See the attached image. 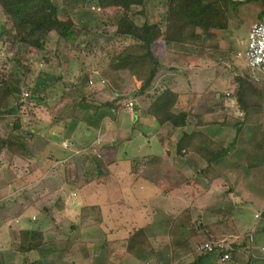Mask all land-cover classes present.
<instances>
[{"label":"rangeland","instance_id":"374dc122","mask_svg":"<svg viewBox=\"0 0 264 264\" xmlns=\"http://www.w3.org/2000/svg\"><path fill=\"white\" fill-rule=\"evenodd\" d=\"M165 2L166 0H146L144 14L136 19V24L138 26L144 23L157 24L163 30L167 11ZM53 3L56 6L55 19L66 21L70 18L74 23L73 32L78 36V39L71 50L63 42L57 46L58 40L55 35H51L49 38L45 54L34 52L27 57L24 55V51L17 50L13 52L11 46L0 43V80L9 70H16L14 63L10 62L12 58L19 60L31 59V73L27 80L31 89L30 91H24L25 107L22 106L20 114L23 125L22 132L28 139L30 154L19 158L3 151L0 155V264L40 262L37 259L38 257L34 255L32 259L28 256V259L25 257L22 260L21 256L23 254L16 250L20 230H45L47 233L44 235V240H49V237H58L57 240L60 242L58 246L63 247L61 250L62 255L69 260V253H74L77 250L73 244L79 242L81 236L82 239L94 237L95 235L97 237L95 226L98 225L97 222L100 221L101 223L103 218H106L107 221L103 230L107 234L115 232L116 236L120 233L118 236H121L123 240H127L140 230L147 236L151 235L152 239L158 237V240L152 241L159 244L160 249L167 253V261H164V263L175 264L174 261H170L173 252L170 241L168 244L166 237L172 222L181 212L176 207L177 197L184 193L187 196L186 200H190L195 195V189L188 184L179 186V184H176L178 180L173 175L171 182L176 185L172 186L170 191L166 193L167 196L147 185L144 193L149 195L148 198L144 195H134L131 198L117 197L119 194H114L112 190L114 187L112 174L109 168L105 166V160H103L107 158L104 149L111 150V142H105V137L101 133L99 134L100 138H97L101 116L106 113L105 118L110 121L116 119L115 135L112 140L118 143L115 145L116 147L121 148V145H124L125 148L118 150L119 156L122 157L124 151L126 156L131 158V172L133 168L139 170L138 172L143 169H150L157 173L154 176L155 178H160L161 173L168 170L167 168L170 165H166V160L159 159L161 150L160 142H157L162 138H157L159 134L155 133L158 131L154 133L157 128L154 120L140 116L136 121L135 113L128 112L125 107L120 110L116 109L115 113L111 111V108L105 106V103L110 100L111 93L109 91L110 86L102 77V73L107 70L111 60L114 57L121 58L130 68L137 69L146 62L149 65L151 64L150 53L147 47H138L139 49L135 50L136 47L128 38L116 37L114 28H99L97 11L90 9L89 5L84 3L83 0H53ZM132 11L137 12L140 9L133 8ZM228 12L227 29L214 31L216 37L212 44L217 46L215 61H212L214 57L212 53L209 57L206 55L208 51L200 52V60L215 62L211 65L210 70L212 72H210L209 85L215 79L212 91L222 95L221 103H236V91H238L236 78L243 81L246 79L249 86L254 90L261 89L264 94V76L247 68L245 47L241 45L242 42L247 40L250 26L264 19V16H262L264 5L256 0H231L228 5ZM79 46H81V49H78ZM139 57L145 58L143 59L144 62L141 60L137 64L134 63L135 58ZM164 59L166 62L162 60L160 62L164 63L166 67L175 66L177 68L176 54L173 53L172 55L171 51H168ZM171 60L173 62H169ZM213 76L215 78H212ZM193 84L195 90L198 84L195 82ZM200 84H203V82H200ZM130 85L132 86L133 83L130 82ZM227 94L231 95V99L225 98H229ZM145 97L148 99L147 96ZM29 99L35 103L30 104ZM139 99L136 98L135 101ZM124 103H126V100L122 101L121 106ZM263 105L264 97L253 106H249V109L245 112V114L248 113L246 119H237L239 121L238 125H242L240 133L235 132L232 136L228 133H221L220 138L230 139L233 143L235 141V145L231 146V155L225 157L228 160L226 162L227 167L228 165L230 167L237 164L240 161V155L243 159L247 156V154L244 156V153H240L242 146L248 144L250 147L249 144L253 140L263 142V135L258 134L261 131L258 121L264 119ZM142 106H144V103H142ZM82 119L87 120L89 124H80ZM247 119L252 126L243 124L248 121ZM13 122L14 118L12 116L0 118L1 140L8 137L12 131ZM71 128H76L77 136L75 137H79L73 139L74 141L69 140ZM188 129L190 128L185 131ZM227 130H229L228 127L226 132ZM86 132H90L89 137L85 136ZM167 132H169V129L163 134L167 135ZM53 133L55 136L59 135L55 142L52 140ZM178 135H175L173 143L176 142ZM130 136L134 144L143 145L150 141L152 145L150 147L141 145L143 149L141 148L139 151L135 149V152H133L132 145L125 144ZM238 145H241V147L238 148ZM167 149L171 151L170 154L175 153L174 146L173 148L168 146ZM247 150L249 153L248 160L252 162L251 149L247 148ZM145 154L155 159L152 161L153 165L150 163L151 159L150 161H141L140 157ZM111 156L109 155V157ZM255 159L258 160V158ZM50 160L60 162H57L53 167L54 162L52 163ZM97 166L100 168L99 171L96 169ZM218 166L219 164L216 165V167ZM175 167H170V169L175 170ZM189 172L188 176L193 175L192 178H194L195 172L190 170ZM169 173L170 175L174 174L173 172ZM198 178V176H195L196 182H198ZM85 179L89 182L82 185L86 183ZM250 180L248 182H254ZM167 182L170 183L169 180ZM199 182L201 183V181ZM253 185H255V182ZM151 192L152 194L155 192V196H151ZM117 200L129 205L130 211H135L136 214L133 213L130 216L127 213L128 210L125 209L126 206L116 208ZM205 200L207 201V199ZM100 202L107 204L108 210L103 216L101 213L99 214L96 207V204ZM200 205L202 204L196 203V207L192 206V208L196 210ZM205 205L206 203L202 207ZM183 207L187 208L185 205ZM154 208L164 210L167 216L159 218L160 212L155 211ZM143 210L145 211L141 215L139 212ZM200 214L204 216V213L200 212ZM248 215L250 216L248 224L252 226L256 221L254 212L248 213ZM148 224L150 228H147ZM118 227V230L114 229ZM206 231L202 232V235ZM66 236L69 237V242H73V244L69 245L68 242L62 245L61 242L65 241ZM46 247L47 249H41V252L45 255L47 254L46 251L51 250L52 246L46 244ZM98 248H100L99 252H104L105 249L103 251V248L106 247L102 248L99 245ZM152 250L151 247V252H153ZM39 256L41 257V255ZM128 256L126 263L140 264V261H136L135 257ZM47 257L50 258V256ZM150 260L148 261L149 264H156ZM51 262L54 263V259L51 258Z\"/></svg>","mask_w":264,"mask_h":264},{"label":"crops","instance_id":"0c3cea01","mask_svg":"<svg viewBox=\"0 0 264 264\" xmlns=\"http://www.w3.org/2000/svg\"><path fill=\"white\" fill-rule=\"evenodd\" d=\"M0 15V26H2L1 23H3L4 18L1 13ZM168 51H171L172 55L174 53L176 56H180L182 58L186 57V59L183 60L177 57V60H179L176 61L177 68H175V66H165V68H168V71L166 72L164 71L166 69H163L159 73L158 79L153 83L148 96L161 94L167 86H172L176 94L172 113H187L189 115L187 119V125L184 128H179L176 130H173L170 125H165L161 128H158L157 126L155 129L154 133L158 131L155 134H162L161 136L158 135L159 137L157 136L158 139L162 138L157 142H160L161 150V154L158 153L160 154L159 159H165L167 162L166 165H170L168 166V170L166 172L161 173L160 178H155L154 176H156L155 174L157 173L150 169H143L141 172H137L136 174L131 172V158L126 156L124 151L122 152V157L119 156L118 150L120 151V149L125 148L124 145H121V148L116 147L115 145L118 143L112 140L115 135L114 127L116 125V119L110 121L108 118L104 117L105 115L107 116V114H103L101 116V123L97 129V138H100L99 134L101 133L102 136L105 137V142H111L110 145H112L110 146L112 147L111 150L107 151L108 148L104 149V151H106L105 153L107 158H104L103 160H105L104 164L107 168H109L110 173L112 174V181L114 185L112 189L113 193H118L119 195L117 197L131 198L134 195H144L146 198H148L149 195L144 193V191L146 190V186L149 185L153 190L161 191L164 193V196H167L166 193L170 191L172 186H175L176 184H179V186H184V183L190 180L193 182L194 187L192 188L195 189V195H193L194 197H191L190 200H186L187 196L184 193V195H179V197H177L178 203L176 205L179 211L182 212L185 209L183 205L186 207L191 206L192 208V206L196 207V203L202 204L197 207L196 210L199 213L202 212L205 214L204 216L206 218L207 225L209 226V234H213L211 236L215 237V239L218 240V243L222 242L227 246L230 244H239L243 241L246 243L247 241L250 249L246 254L240 251L237 254L238 259L237 257L231 258L230 256V260L221 263V256L219 253L199 255L198 253H195L192 248L184 247L176 251V253H172L170 256L172 257L170 258V261H174L175 264H264V211L262 210V205L264 204V166L255 167L253 164L257 163V159L252 158L253 160L251 162V160H248V156H245L247 154V148H249L248 144L242 146L243 148L240 152L241 154L244 153L245 158L243 159L242 155H240V161H238L237 164L230 167L229 165L228 167L226 166V162H228V160L225 157H229V155H231V146L235 145V143L231 142L230 139L226 138L227 140H224V137L220 138V135L221 133H228L232 136L235 132H237V134L238 132L240 133V131H242V126L238 125L239 121L237 119L242 117L246 119L247 117H245V114L237 108L235 103H221L222 95L216 94L212 91L214 88L213 86L215 79H213V83L209 85V79L211 76L210 72H212L210 69L211 65L215 63L212 61H215L214 58H216L217 50L216 48L210 46L200 48L172 43L168 46ZM201 51H208L206 54L208 57L212 53L214 56L212 61H201ZM212 78H215V76ZM194 82L198 84L196 85L195 90L193 89ZM200 82H203V84H200ZM227 96H229V94H227ZM112 98L113 97L109 96V99ZM225 98L231 99V97ZM130 101H132L134 104L132 113H135L134 116L136 121L140 116L144 117L145 119L150 118L145 116L146 109L149 106V100L146 99V97H142L137 101H135V99H131ZM142 103H144V106H142ZM120 106L121 104L117 103L114 106V109L111 108V111L116 113V111L120 110L121 107L123 108V106ZM83 121L85 123H82ZM224 121L226 126H222ZM82 122H80V124H89L87 120L82 119ZM243 124L245 126H252L249 120L245 121ZM258 124L261 128L260 130L264 131V119H259ZM227 127L229 130L226 132ZM187 128L190 129L185 131ZM168 129V134L164 135L163 133ZM183 133H196L197 135H204L208 138V140L221 144V147L224 150H229V153L228 155H223L221 161L218 162L220 163L218 167L215 166L214 168L208 169V163L202 160L197 153L190 151L187 152L184 150L182 151L181 155L177 153L176 146ZM177 134H179L178 137H176L177 140L175 143H173L174 137ZM53 135L54 137L52 140L55 142L59 135L55 136L54 133ZM75 136H77L76 128H71L69 132V140L72 141L73 139L75 140L79 138H76ZM85 136L89 137L90 132H86ZM143 136L145 137V135ZM198 143L201 144L202 142L199 140V142H196V144ZM125 144L132 145L133 152H135V149L139 151L143 145H147L149 147L152 145L150 141L147 142V144L144 143L143 145L138 143L134 144L131 136L128 138V140H126ZM168 146H172V148L174 146V154H170L171 151H168ZM104 147L106 146L104 145ZM240 147L241 145L238 148ZM109 155L112 156L109 157ZM140 158L147 161V159H150L151 156L145 154ZM50 161H52V163L54 162L52 164L53 167L57 164V162H60L53 160ZM174 166H176V169L174 168L175 170H171L170 167ZM96 169H98V171L100 170L98 166ZM189 170L194 171L195 176L199 177L198 182L195 181V176L194 178H192L193 175L188 176L190 173ZM169 172H173L174 174L170 175ZM173 175L175 179L178 180V183L174 185L171 182ZM249 179H251L250 181H254L255 185H253L254 182H248ZM168 180L170 183L167 182ZM199 181H201V183ZM228 184L230 185L229 187ZM149 190L151 189L149 188ZM151 196H155V192H153V194L151 192ZM205 199H207L208 204ZM237 199L240 201H237ZM100 203H97L96 207L98 208L97 210L99 214L101 213L103 216L108 210L107 204L105 205V203ZM116 203V208H119L120 206H126L125 209L128 210L127 213L130 214V216L135 213V211H130L129 205H125L123 201L121 202L120 200H117ZM205 203L206 205L202 207ZM144 211L145 210L139 213L142 215ZM155 211L160 212L159 218L167 216V213L164 210L158 208L155 209ZM116 212L119 213L118 211ZM251 212H254V219L256 221L252 226H249L248 218L250 216L248 213L251 214ZM221 218H224V220L220 224L219 222L221 221ZM106 222V218H103L101 223L100 221L97 222L98 225L95 226V233L97 234V237L95 235L94 237H85L82 239L83 237L81 236L79 242L75 241L76 244L69 242L70 240L68 236L65 237V241L61 242L62 245L63 243L69 242V245L73 244L77 249L74 253H69V260H67V258L62 255L61 250L63 247L60 248L58 246L60 245V242L57 240L58 237H49V240H45V245H43L37 251L28 253L26 256L22 255L21 258L22 260L25 259V257L28 259L29 256L30 259H32V257L36 256L38 257L37 259L40 260L39 263L41 264H129L126 263L128 254L125 253L128 239L123 240L121 236H118L120 233H118L117 236L115 232L112 234H107L105 230H103ZM217 223H219V225ZM99 227L103 231L100 230ZM147 228H150L149 224ZM114 229L118 230L119 227ZM43 231L45 232V230ZM46 233L47 232H45V234ZM151 237V235H146L153 252L149 253L143 261L137 259L136 261H140V264H147L151 258L150 261H154L156 264H163L164 261H167V253L160 249L158 246L159 244H156V242L152 241L156 239L158 240V237L154 239ZM166 241L169 244L168 235L166 237ZM192 243L195 244V241L193 240ZM46 244L52 246L51 250L48 252L46 251L48 255H45L43 252H41V249H47ZM99 245H101L102 248L104 246L106 247L103 248V251L105 249L104 252H99ZM39 255H41V257ZM47 256H50V258ZM51 258L54 259V263L51 262Z\"/></svg>","mask_w":264,"mask_h":264},{"label":"trees","instance_id":"16d2710c","mask_svg":"<svg viewBox=\"0 0 264 264\" xmlns=\"http://www.w3.org/2000/svg\"><path fill=\"white\" fill-rule=\"evenodd\" d=\"M83 1L89 5L90 9L97 11L99 28H114L116 37L130 39L133 46L136 47L135 50L138 47H147L151 57L150 65L146 62L137 69L130 68L121 58L114 57L111 60L107 70L102 73V77L110 86V97H113L105 103V106L114 109V106L117 103L121 104L122 101L129 102L131 99L147 96L149 106L145 116L152 118L158 128L165 125H170L173 130L186 127L189 115L187 113H172L176 99L172 86H167L161 94L154 96H148L149 91L153 83L157 81L159 73L163 69L168 71L165 64L161 62H166L164 58L167 56L170 44L217 48L212 44V41L216 37L215 32L217 30L224 31L228 27V5L231 0H166L167 11L163 30L157 24L144 23L141 26L136 24V19L144 14L146 0ZM256 1L264 5V0ZM133 8H139L140 11H132ZM0 13L4 18L0 29V43L11 46L13 52L24 51L26 57L34 52L45 54L46 44L51 35L57 37V46L63 42L71 50L76 45L78 36L73 32L74 23L72 19L69 18L66 21L55 19L56 6L53 0H0ZM262 16H264V12ZM78 49H81V46ZM44 57L46 58V56ZM176 57L186 59V57ZM143 59L145 58H135L134 63L137 64ZM30 61L29 58L24 60L12 58L10 62L14 63L16 70H9L0 80V118L10 116L14 118L12 131L5 140L0 139V155L3 151L19 158L30 154L28 139L22 132L23 125L20 116L22 106L25 107L24 91L31 89L27 83L31 73ZM235 81L238 83L235 104L245 114L249 106L256 104L258 100L264 97V94L261 89L254 90L249 86L246 79L243 81L236 78ZM130 82L133 83L132 86ZM229 97H231L230 94ZM28 102L30 104L35 103L31 99ZM122 106L124 107V105ZM222 126H226L225 121ZM258 134L264 137V131H259ZM203 136L196 133H183L176 146L177 153L181 155L183 150L195 152L208 163V169H211L220 164L218 162L221 161L223 155H228L229 150H224L221 144L210 141ZM199 140L202 143L196 144ZM249 145L251 155H253L251 158H258L257 163L253 165L255 167L264 166V140L261 143L253 140ZM247 156H249L248 150ZM150 159V163L153 165L152 161L155 159ZM150 159L147 160L150 161ZM138 171L133 168L132 173L136 174ZM85 182L82 185L88 184L89 181L85 179ZM184 184L194 187L190 180ZM223 220L224 218H221L219 223L221 224ZM219 223L217 224L219 225ZM205 230H207L206 233L202 235ZM44 235L45 232L42 230H20L16 250L23 255L37 251L45 244ZM211 235L213 234H209V226H207L205 216L191 206L184 209L174 219L168 231L173 253L184 247L192 248L197 253V248L203 244L215 245L218 240ZM193 240L198 242L193 244ZM248 245L247 241L246 243L243 241L239 244L227 245L226 253L229 254V260L230 256L238 259L237 254L240 251L244 254L248 253L250 249ZM149 252H151V246L141 230L128 238L126 254L143 261ZM224 253L219 252V255L222 256Z\"/></svg>","mask_w":264,"mask_h":264},{"label":"built area","instance_id":"2783aa9c","mask_svg":"<svg viewBox=\"0 0 264 264\" xmlns=\"http://www.w3.org/2000/svg\"><path fill=\"white\" fill-rule=\"evenodd\" d=\"M241 45L245 47L247 68L252 72H258L264 76V19L250 26L247 40L242 42ZM133 106L132 101L124 104L128 112H133ZM262 210L264 211V204L262 205ZM226 247L222 242L216 243L215 245L206 243L197 248V253L214 254L225 252L220 258V262L224 263L229 260Z\"/></svg>","mask_w":264,"mask_h":264}]
</instances>
